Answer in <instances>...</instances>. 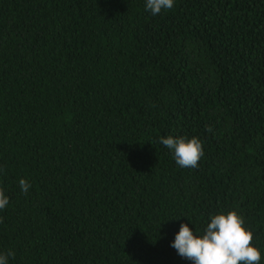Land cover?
Here are the masks:
<instances>
[{"label": "trees", "instance_id": "trees-1", "mask_svg": "<svg viewBox=\"0 0 264 264\" xmlns=\"http://www.w3.org/2000/svg\"><path fill=\"white\" fill-rule=\"evenodd\" d=\"M145 3L0 0L8 264H192L181 224L230 211L264 264V0ZM169 135L199 138V167Z\"/></svg>", "mask_w": 264, "mask_h": 264}, {"label": "clouds", "instance_id": "clouds-1", "mask_svg": "<svg viewBox=\"0 0 264 264\" xmlns=\"http://www.w3.org/2000/svg\"><path fill=\"white\" fill-rule=\"evenodd\" d=\"M175 0H146L145 8L153 16L171 10ZM211 132L212 128L208 127ZM173 153L176 164L181 168H197L204 155L203 144L197 137H161L159 141ZM0 171H3L0 168ZM21 191L27 194L31 184L20 179ZM9 204V198L0 189V210ZM2 222V218H0ZM253 233L245 227V221L236 211L213 215L202 235H197L187 223L181 224L171 244L179 256L192 264H260L261 251L253 246ZM15 253H0V264H8Z\"/></svg>", "mask_w": 264, "mask_h": 264}]
</instances>
